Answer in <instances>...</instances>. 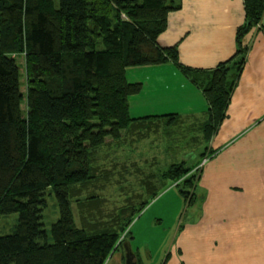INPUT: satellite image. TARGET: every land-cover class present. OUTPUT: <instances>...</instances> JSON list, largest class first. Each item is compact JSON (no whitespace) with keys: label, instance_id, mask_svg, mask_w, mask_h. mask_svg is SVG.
Masks as SVG:
<instances>
[{"label":"trees","instance_id":"trees-1","mask_svg":"<svg viewBox=\"0 0 264 264\" xmlns=\"http://www.w3.org/2000/svg\"><path fill=\"white\" fill-rule=\"evenodd\" d=\"M245 5L235 56L202 70L158 43L182 0H0V264H106L166 182L185 202L195 199L200 170L179 162L138 177L142 192L109 210L103 192L112 179L122 189L143 167L129 158L120 172L102 160L111 149L136 156L161 122L173 130L180 118L131 116L143 91L129 81L131 68L171 64L201 89L209 107L200 130L210 141L246 64L242 38L264 17V0ZM49 193L59 213L52 223Z\"/></svg>","mask_w":264,"mask_h":264},{"label":"crops","instance_id":"crops-1","mask_svg":"<svg viewBox=\"0 0 264 264\" xmlns=\"http://www.w3.org/2000/svg\"><path fill=\"white\" fill-rule=\"evenodd\" d=\"M245 2L182 0V9L170 16L158 43L177 47L181 63L188 67L214 69L238 50V34L246 24ZM245 43L249 52L227 117L208 143L201 142L206 148L201 154L206 155L193 166L200 170L202 160L208 159L199 172L195 205L188 208L175 183L166 182L133 223L130 264H264V17L261 31ZM143 69L156 79L164 73L171 76L164 85L141 80L143 97H137L146 105L137 109L134 97L131 116L178 114L187 128H196L198 135L191 140L202 139L200 128L208 110L203 91L171 64ZM182 90L192 99L178 112L176 95ZM164 100L175 105L161 109ZM126 261L122 244L106 264Z\"/></svg>","mask_w":264,"mask_h":264},{"label":"rangeland","instance_id":"rangeland-1","mask_svg":"<svg viewBox=\"0 0 264 264\" xmlns=\"http://www.w3.org/2000/svg\"><path fill=\"white\" fill-rule=\"evenodd\" d=\"M244 27V26H243ZM261 31V24L256 28H251L249 32L246 34L244 38H242L243 44H245V41L247 37H250L251 35L257 34ZM246 45V44H245ZM245 49H247V54L249 52L248 44L245 46ZM146 69L143 68H131L129 70L128 79L130 82H143L147 83L148 81L155 82L156 84L164 85L162 81L164 79H169L170 74L164 73L162 76H159L158 79H156L155 76L151 77L150 75L146 74ZM244 70V69H243ZM199 89V88H198ZM147 91V90H145ZM143 97V94H142ZM178 101V107L177 111L180 112V110H184L186 105L190 104L192 95L189 96V94L186 91H181L180 96L177 97ZM138 99L133 102V105L135 103L137 109H140L146 105V101L139 100L140 98L136 96ZM165 104L161 107H167L175 105V102H171L168 100H164ZM209 107V106H208ZM160 109H158L157 112H159ZM166 115H178V114H166ZM160 117V116H159ZM178 124L172 125L173 130H166L163 129L165 126H167L166 122L163 121L160 124L159 129L160 132H157L156 134H153L152 140H146L142 142L136 149L138 150V154L136 156L129 155L127 153V148L125 150H120L119 152H113V149H111V155H104L105 158L103 161L104 167H111L112 164L117 162L113 167H116L120 172L123 169H127V167H130L129 162L127 160L131 158L130 160H133L132 158L138 160L140 165H142V173H133L131 175H127L129 181L126 183V185L121 189L120 187H115L114 182L118 179V176L112 179L111 183L108 185V188L105 192H103L104 196L108 199L107 209L112 210L114 207L122 206L125 203V200L127 197L134 193H141L142 188L141 184L139 183L138 177H147V176H153L155 178V175L161 171H165L168 168V165H171L172 163H185L187 167H193L195 162L200 161L202 158V154L206 148L205 146L202 147L201 142L202 139H199V142H192L190 143L189 137L197 136L198 133L195 129H191V126L187 128V124L183 122V116H179ZM185 120V118H184ZM186 121V120H185ZM170 128V127H169ZM185 130V131H183ZM187 136V137H186ZM186 139V140H183ZM71 151L78 148V144L75 139H72V145H71ZM124 151V152H123ZM106 153L110 152L108 149L107 151H104ZM131 152V151H130ZM72 156V155H71ZM208 159H204L203 164L200 166V170L202 169L203 165L207 162ZM199 170V169H198ZM153 173H156L155 175ZM156 181V180H154ZM157 182V181H156ZM169 182V181H168ZM158 184V183H157ZM168 185H171L168 183ZM162 189V188H161ZM52 193V192H51ZM47 201L49 203V207L47 208L45 215H47V221L51 223L58 220L59 213L57 208V203L54 194L50 195V193L47 195ZM196 200L193 199L192 201L189 200L186 203V206L188 208H192L195 205ZM16 217V216H15ZM136 221V220H135ZM6 223V221H5ZM49 223V224H51ZM169 223V222H168ZM8 225H13V219L8 220ZM6 233V232H3ZM2 234V233H1ZM125 236V235H124ZM125 240L128 237H122ZM131 239L129 242H125L124 244V251L126 258L129 254L128 246L130 244ZM128 245V246H127ZM146 255H147V247L145 245ZM127 264V261H126Z\"/></svg>","mask_w":264,"mask_h":264},{"label":"water","instance_id":"water-1","mask_svg":"<svg viewBox=\"0 0 264 264\" xmlns=\"http://www.w3.org/2000/svg\"><path fill=\"white\" fill-rule=\"evenodd\" d=\"M128 250H129V248H128ZM132 255H133V253L129 250V254L127 256V264H130V260H131L130 256H132Z\"/></svg>","mask_w":264,"mask_h":264}]
</instances>
